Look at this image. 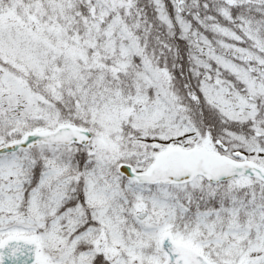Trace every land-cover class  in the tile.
Listing matches in <instances>:
<instances>
[{"label":"snow or ice","instance_id":"snow-or-ice-1","mask_svg":"<svg viewBox=\"0 0 264 264\" xmlns=\"http://www.w3.org/2000/svg\"><path fill=\"white\" fill-rule=\"evenodd\" d=\"M0 264H264V0H0Z\"/></svg>","mask_w":264,"mask_h":264}]
</instances>
